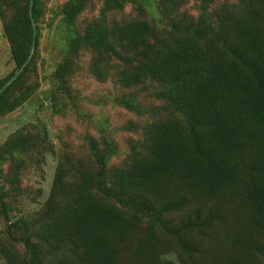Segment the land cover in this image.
Returning a JSON list of instances; mask_svg holds the SVG:
<instances>
[{
	"label": "trees",
	"instance_id": "16d2710c",
	"mask_svg": "<svg viewBox=\"0 0 264 264\" xmlns=\"http://www.w3.org/2000/svg\"><path fill=\"white\" fill-rule=\"evenodd\" d=\"M32 1L34 56L0 120L45 82L52 115L95 133L57 146L38 119L0 144V260L264 264V0H0V90L31 54Z\"/></svg>",
	"mask_w": 264,
	"mask_h": 264
},
{
	"label": "rangeland",
	"instance_id": "374dc122",
	"mask_svg": "<svg viewBox=\"0 0 264 264\" xmlns=\"http://www.w3.org/2000/svg\"><path fill=\"white\" fill-rule=\"evenodd\" d=\"M52 1V0H51ZM49 31L45 30L43 38V48L42 52L43 58L48 59L51 66L54 68L55 63L52 62L53 59L50 56L49 50L47 48L49 40ZM52 34H50L51 37ZM50 59L52 61H50ZM13 70V63L11 61L10 49L7 41L3 37L2 25L0 22V79L7 76ZM84 94L90 99H97L101 95V90L96 83L87 80L83 85ZM51 92V86L49 83L43 82L38 93L22 108H20L15 113L0 120V144L4 143L8 137L22 128L23 126L35 122L40 119L49 128L51 138L53 142L58 146L57 134L59 132L64 133L68 141H74V143H79L82 139V135L85 132L95 133L93 127H88L87 125L77 122L76 120H63L60 118H55L52 115L49 96ZM95 108V117L108 118L112 127H117L126 123L128 114L123 110L111 109L106 107L104 109ZM102 120V119H101ZM56 167V161L53 157H48V165L46 167V181L42 183L45 189L46 196L49 193L53 174ZM33 183H36L35 178H32ZM0 264H5L4 261L0 260Z\"/></svg>",
	"mask_w": 264,
	"mask_h": 264
},
{
	"label": "water",
	"instance_id": "95a60500",
	"mask_svg": "<svg viewBox=\"0 0 264 264\" xmlns=\"http://www.w3.org/2000/svg\"><path fill=\"white\" fill-rule=\"evenodd\" d=\"M32 9H33V1L31 3V9H30V17L32 19V25H33V30H34V45L32 47L31 54L25 64L17 71V73L7 82V84L0 90V96L21 76V74L25 71V69L29 66L35 52V40L38 34V29L37 25L33 20V14H32Z\"/></svg>",
	"mask_w": 264,
	"mask_h": 264
}]
</instances>
